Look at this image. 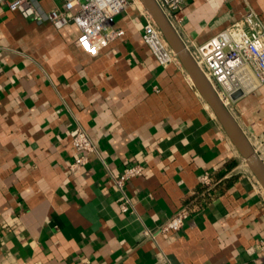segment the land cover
<instances>
[{"label":"crops","instance_id":"crops-1","mask_svg":"<svg viewBox=\"0 0 264 264\" xmlns=\"http://www.w3.org/2000/svg\"><path fill=\"white\" fill-rule=\"evenodd\" d=\"M249 11L264 23V0H187L178 32L204 44ZM145 23L132 4L93 57L76 26L0 4V264H264V190L181 64L144 43ZM229 109L264 160V85ZM78 128L97 151L72 171ZM134 164L144 172L122 192ZM184 207V228L158 234Z\"/></svg>","mask_w":264,"mask_h":264},{"label":"built area","instance_id":"built-area-1","mask_svg":"<svg viewBox=\"0 0 264 264\" xmlns=\"http://www.w3.org/2000/svg\"><path fill=\"white\" fill-rule=\"evenodd\" d=\"M62 1L60 7L50 12L42 10L34 0H0V4L36 23L51 22L59 30L71 25L76 26L80 31L76 45L93 57L124 35L122 29L115 27V19L134 4L132 0ZM157 2L178 31L187 0H157ZM143 13L146 23L143 27L142 39L159 64L162 67L173 63L180 64L156 23L145 10ZM185 44L228 108L233 101L231 95L235 92L239 90L245 93L251 92L258 86L264 85V23L254 11H249L242 20L204 44H195L192 41ZM72 144L78 157L71 169L76 171L85 167L89 162L88 156L97 150L89 135L81 128L74 133ZM144 169L141 164L129 166L116 178L117 187L124 192L127 182L141 175ZM249 176L254 186L261 187L251 172ZM201 183L207 189L213 184L208 175L202 176ZM121 208L124 212L129 211L124 203ZM190 215V207L182 208L161 224L157 233L179 232L184 228ZM145 235L155 237L150 230L145 231Z\"/></svg>","mask_w":264,"mask_h":264},{"label":"water","instance_id":"water-1","mask_svg":"<svg viewBox=\"0 0 264 264\" xmlns=\"http://www.w3.org/2000/svg\"><path fill=\"white\" fill-rule=\"evenodd\" d=\"M146 13L153 19L163 34L170 48L176 54L179 63L189 75L193 86L211 109L221 124L239 156L246 163L251 174L257 179L264 190V160L259 156L237 122L230 109L224 104L210 80L203 73L191 52L187 48L177 29L173 26L157 0H139ZM245 94L239 90L231 95L233 101Z\"/></svg>","mask_w":264,"mask_h":264},{"label":"rangeland","instance_id":"rangeland-1","mask_svg":"<svg viewBox=\"0 0 264 264\" xmlns=\"http://www.w3.org/2000/svg\"><path fill=\"white\" fill-rule=\"evenodd\" d=\"M132 1H133V3H134L136 6H138V7L141 9V7H140V6H141L140 3H139V5H140V6H139L136 0H132ZM142 9H143V7H142ZM143 10H144V9H143ZM244 164H245L244 166H246L245 168H247V171H249V169H248V167H247V165H246L245 162H244ZM249 172H250V171H249Z\"/></svg>","mask_w":264,"mask_h":264},{"label":"bare ground","instance_id":"bare-ground-1","mask_svg":"<svg viewBox=\"0 0 264 264\" xmlns=\"http://www.w3.org/2000/svg\"><path fill=\"white\" fill-rule=\"evenodd\" d=\"M136 1H137L138 5L140 3L141 7H143L142 4H141V2L139 0H136ZM191 83H192V81H191Z\"/></svg>","mask_w":264,"mask_h":264}]
</instances>
